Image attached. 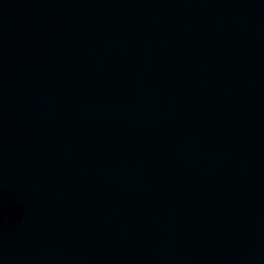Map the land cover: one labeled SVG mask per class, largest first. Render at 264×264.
Masks as SVG:
<instances>
[{
	"label": "water",
	"instance_id": "1",
	"mask_svg": "<svg viewBox=\"0 0 264 264\" xmlns=\"http://www.w3.org/2000/svg\"><path fill=\"white\" fill-rule=\"evenodd\" d=\"M0 264H264V0H0Z\"/></svg>",
	"mask_w": 264,
	"mask_h": 264
}]
</instances>
